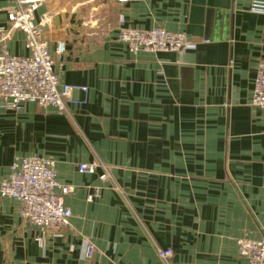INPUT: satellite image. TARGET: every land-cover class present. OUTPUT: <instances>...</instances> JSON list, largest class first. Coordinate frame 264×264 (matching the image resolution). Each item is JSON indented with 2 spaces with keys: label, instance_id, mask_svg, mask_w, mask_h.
Here are the masks:
<instances>
[{
  "label": "crops",
  "instance_id": "1",
  "mask_svg": "<svg viewBox=\"0 0 264 264\" xmlns=\"http://www.w3.org/2000/svg\"><path fill=\"white\" fill-rule=\"evenodd\" d=\"M15 2L0 0V26ZM46 13L56 74L87 90L65 114L0 106V185L24 156L54 160L74 187L63 197L72 217L41 247L21 202L0 197V264H166L158 248L173 250L169 264H248L237 239L264 237V109L251 105L264 0H43L35 20ZM123 27L193 46L132 54ZM8 50L28 54L23 32Z\"/></svg>",
  "mask_w": 264,
  "mask_h": 264
},
{
  "label": "built area",
  "instance_id": "2",
  "mask_svg": "<svg viewBox=\"0 0 264 264\" xmlns=\"http://www.w3.org/2000/svg\"><path fill=\"white\" fill-rule=\"evenodd\" d=\"M43 0H16L8 6L9 24L0 26V106L5 110L18 112L26 103H35L43 110L53 108L59 114H65L67 106L74 103L73 93L86 91L83 86L62 83L54 70L56 63L45 36V26L49 23L50 13L42 14L40 21L35 20V11ZM120 3L129 0H117ZM20 30L25 35L27 55L12 54L8 50V40L12 31ZM119 39L128 45L129 51H179L193 46L183 33L168 31L162 27L141 30L123 27ZM59 44L55 54L63 53ZM76 102V101H75ZM251 105L264 109V63L259 65ZM96 162L78 165L81 173H93ZM102 180L107 173L102 174ZM74 187L63 184L56 176L54 160L39 156H24L11 166V172L0 185L1 198H13L21 202V217L35 225L40 234L36 237L41 247L45 246L49 236H60L67 227L72 212L63 202V197L72 193ZM98 196V191L88 196L89 200ZM238 253L248 264H264V237L237 239ZM95 251L92 243L86 242L84 255L91 258ZM158 257L169 264L173 256L171 248H158ZM16 264V263H14Z\"/></svg>",
  "mask_w": 264,
  "mask_h": 264
}]
</instances>
